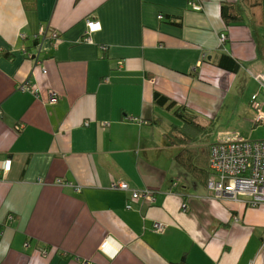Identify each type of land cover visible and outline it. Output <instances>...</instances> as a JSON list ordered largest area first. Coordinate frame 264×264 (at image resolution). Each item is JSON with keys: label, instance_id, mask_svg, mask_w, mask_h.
<instances>
[{"label": "crops", "instance_id": "1", "mask_svg": "<svg viewBox=\"0 0 264 264\" xmlns=\"http://www.w3.org/2000/svg\"><path fill=\"white\" fill-rule=\"evenodd\" d=\"M33 2L0 0V264H264V203L216 199L152 121L155 91L202 124L232 101L264 116L262 29L221 17L240 0Z\"/></svg>", "mask_w": 264, "mask_h": 264}, {"label": "trees", "instance_id": "2", "mask_svg": "<svg viewBox=\"0 0 264 264\" xmlns=\"http://www.w3.org/2000/svg\"><path fill=\"white\" fill-rule=\"evenodd\" d=\"M24 2L26 9L29 5H34L33 0H24ZM190 3L198 4L194 1ZM245 12L251 19L252 25L262 29L264 41V0H240L239 3H223L221 6V17L227 27L244 25ZM259 56L264 60V44L259 48ZM0 58L10 60L11 53L7 49H0ZM217 65L230 72H236L239 67L238 63L227 55H220ZM153 106L158 115L153 117V123L163 122L166 140L178 147L176 162L194 180L206 185L212 174L208 166L210 148L215 142L205 144V140L212 130L214 118H210L208 124L204 125L198 120L199 115L185 104L158 91L153 95ZM180 264L187 263L182 261Z\"/></svg>", "mask_w": 264, "mask_h": 264}, {"label": "built area", "instance_id": "3", "mask_svg": "<svg viewBox=\"0 0 264 264\" xmlns=\"http://www.w3.org/2000/svg\"><path fill=\"white\" fill-rule=\"evenodd\" d=\"M195 11L202 10L201 5L189 3ZM88 35L101 30V23L98 20L87 19L85 21ZM224 37V36H223ZM222 37V41H223ZM196 68L192 69L195 72ZM20 91H29L28 82L19 87ZM2 110L0 109V115ZM264 121V116L258 118L257 122ZM89 124L88 120L84 121ZM209 169L211 178L206 183V188L213 192L218 200H236L238 196H245L251 200L252 205L264 203V140L249 141L240 137L231 140H224L212 144L210 148ZM11 169V160L4 159L0 161V176L9 172ZM60 183V181H58ZM114 188L129 191L131 201L150 197V192H138L130 190L124 180H118L112 185ZM127 208H131L128 204ZM186 209L185 206L183 208ZM165 226L163 223H154L153 230L161 233ZM112 238L107 237L100 245V250L106 253L108 244ZM28 247V243L25 244ZM118 249L114 250L110 256L114 257ZM107 254V253H106ZM81 264H95L91 261H84Z\"/></svg>", "mask_w": 264, "mask_h": 264}, {"label": "rangeland", "instance_id": "4", "mask_svg": "<svg viewBox=\"0 0 264 264\" xmlns=\"http://www.w3.org/2000/svg\"><path fill=\"white\" fill-rule=\"evenodd\" d=\"M242 102L245 104L246 100L244 99ZM240 106L236 105L235 101H232L229 107L224 108L222 113L217 118H214L212 130L206 138L205 144L231 140L236 137L249 141L264 140V121L256 122L251 117L247 118ZM209 119H206L204 125L208 124ZM189 178L191 179L190 175Z\"/></svg>", "mask_w": 264, "mask_h": 264}, {"label": "water", "instance_id": "5", "mask_svg": "<svg viewBox=\"0 0 264 264\" xmlns=\"http://www.w3.org/2000/svg\"><path fill=\"white\" fill-rule=\"evenodd\" d=\"M34 58V57H33Z\"/></svg>", "mask_w": 264, "mask_h": 264}]
</instances>
